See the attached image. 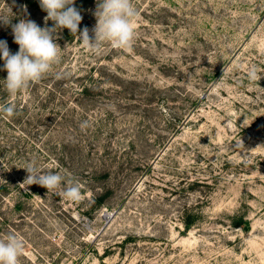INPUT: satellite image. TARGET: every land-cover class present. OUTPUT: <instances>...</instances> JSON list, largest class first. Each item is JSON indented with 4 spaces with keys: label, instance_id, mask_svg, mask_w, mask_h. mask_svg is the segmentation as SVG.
<instances>
[{
    "label": "rangeland",
    "instance_id": "rangeland-1",
    "mask_svg": "<svg viewBox=\"0 0 264 264\" xmlns=\"http://www.w3.org/2000/svg\"><path fill=\"white\" fill-rule=\"evenodd\" d=\"M98 2L79 25L93 38ZM132 3L130 50L58 30L60 62L16 95L0 59V105L16 108L0 113V181L21 187L0 194V238L24 241L20 264H264V0ZM46 15L0 0L11 24ZM0 40L18 52L11 25ZM30 163L82 199L28 185Z\"/></svg>",
    "mask_w": 264,
    "mask_h": 264
},
{
    "label": "clouds",
    "instance_id": "clouds-1",
    "mask_svg": "<svg viewBox=\"0 0 264 264\" xmlns=\"http://www.w3.org/2000/svg\"><path fill=\"white\" fill-rule=\"evenodd\" d=\"M39 3L41 9L47 13L45 23L51 20L52 27L41 28L35 21L25 19L11 24L12 19L0 16V22L6 26L11 25L14 42L19 46L18 52L13 54L7 41L0 40V59L4 61L3 69L7 72L4 83L11 95H16L30 84L39 82L60 62L61 48L54 42L53 35L58 30L67 28L73 35L78 36L91 53H98L105 43L117 50H130L133 46L138 12L132 0H99L94 13V38L89 36L87 27L79 30L82 16L74 6L75 0H39ZM247 78L249 81H259L261 74L252 67L247 73ZM0 113L13 117L16 114L15 105H0ZM24 169L28 172L25 180L28 185L36 184L52 191L61 189L62 184L66 182L59 194L73 202L82 199L78 181H66L65 176L60 173L45 171L32 163ZM24 248V241L14 233L0 238V264H20Z\"/></svg>",
    "mask_w": 264,
    "mask_h": 264
},
{
    "label": "trees",
    "instance_id": "trees-1",
    "mask_svg": "<svg viewBox=\"0 0 264 264\" xmlns=\"http://www.w3.org/2000/svg\"><path fill=\"white\" fill-rule=\"evenodd\" d=\"M93 2H94V0H75L74 6L78 9V11L81 14V11L86 10ZM80 28L81 27L79 26V29ZM63 36L68 40H71V39L76 37V35H73L67 28L63 29ZM1 77H2V71H0V78ZM7 104H9V102L4 103V105H7ZM4 176L8 177L9 175L5 174ZM19 188H21V187H19V185H17L16 183H14V181L10 178L6 179L4 181H0V194L2 192H4L5 194L7 193V195H4V196L11 195V198H12L14 193H15V190L19 189ZM31 190H34V188H32ZM25 194H27V192ZM15 207H17V206H15ZM247 223L248 222L246 221V219L244 217H240L239 219L234 221V225L236 227L244 226ZM186 228L187 229L190 228V221H189V223H186Z\"/></svg>",
    "mask_w": 264,
    "mask_h": 264
}]
</instances>
